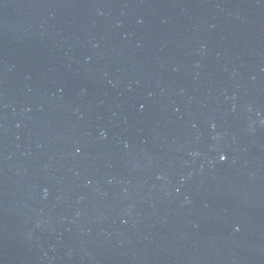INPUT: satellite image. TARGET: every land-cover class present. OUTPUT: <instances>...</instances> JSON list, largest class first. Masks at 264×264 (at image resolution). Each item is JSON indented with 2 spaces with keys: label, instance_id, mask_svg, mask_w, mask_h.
<instances>
[{
  "label": "water",
  "instance_id": "water-1",
  "mask_svg": "<svg viewBox=\"0 0 264 264\" xmlns=\"http://www.w3.org/2000/svg\"><path fill=\"white\" fill-rule=\"evenodd\" d=\"M0 264H264V0H0Z\"/></svg>",
  "mask_w": 264,
  "mask_h": 264
},
{
  "label": "snow or ice",
  "instance_id": "snow-or-ice-1",
  "mask_svg": "<svg viewBox=\"0 0 264 264\" xmlns=\"http://www.w3.org/2000/svg\"><path fill=\"white\" fill-rule=\"evenodd\" d=\"M222 159H224V157H222Z\"/></svg>",
  "mask_w": 264,
  "mask_h": 264
}]
</instances>
